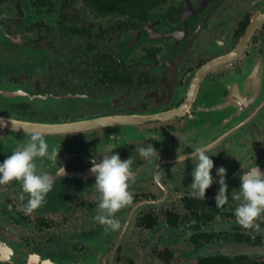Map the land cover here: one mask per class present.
Segmentation results:
<instances>
[{
	"label": "flooded vegetation",
	"instance_id": "af4514ba",
	"mask_svg": "<svg viewBox=\"0 0 264 264\" xmlns=\"http://www.w3.org/2000/svg\"><path fill=\"white\" fill-rule=\"evenodd\" d=\"M0 33L17 50L4 76L16 89H0L13 110L0 116L51 126L0 128V162L39 133L65 168L32 211L19 182L0 184V247L13 252L0 264H264V222L256 232L234 216L244 165L264 171V0L127 10L0 0ZM9 52L0 51V65ZM10 131L13 141L2 136ZM149 144L159 158L146 161L137 146ZM197 147L211 155L213 176L226 169L222 208L218 183L204 200L190 187L194 164L180 158ZM105 152L132 158L134 171L133 202L116 213L121 229L107 232L95 220L100 193L90 172ZM58 165L45 161L53 175Z\"/></svg>",
	"mask_w": 264,
	"mask_h": 264
},
{
	"label": "clouds",
	"instance_id": "9594fccd",
	"mask_svg": "<svg viewBox=\"0 0 264 264\" xmlns=\"http://www.w3.org/2000/svg\"><path fill=\"white\" fill-rule=\"evenodd\" d=\"M137 148L143 160L150 161L153 157H158L157 149L153 144L147 147L137 146ZM103 154L98 162L95 158L92 160L90 169L95 175L94 187L100 193L99 213L95 220L105 226L106 232L117 231L121 229V223L115 218L116 213L133 202V194L129 191V181L134 175L133 160L130 157L122 160L119 152ZM58 155L59 152L55 147L50 149L43 135L32 133L24 144L18 145L11 155L0 162V184L19 182L22 193L28 194L29 197L28 210L37 209L52 191L57 177L65 175V168L57 163ZM210 157L204 147H197L180 159L184 161L190 159L194 164L190 187L199 199H205L206 190L214 183L220 185L219 192L215 196V207L222 208L228 202L226 169L219 167L213 176L214 161ZM45 161L51 162V166L58 165L55 175L46 170ZM239 180V191L234 197L241 201L234 210L236 221L245 229L260 232L261 222H264V171L256 164L252 167L245 164ZM20 198L24 199V196L21 195Z\"/></svg>",
	"mask_w": 264,
	"mask_h": 264
},
{
	"label": "rangeland",
	"instance_id": "374dc122",
	"mask_svg": "<svg viewBox=\"0 0 264 264\" xmlns=\"http://www.w3.org/2000/svg\"><path fill=\"white\" fill-rule=\"evenodd\" d=\"M11 44L9 43V41L3 36L2 33H0V51L4 50L5 47H8L9 49V55L8 58H2L3 63H1L0 65V89L2 90H13L16 89V87L9 81V80H5L4 76L6 77L9 72L14 68L15 62L17 59L16 58V54H17V50H15L12 46H10ZM8 54V53H7ZM1 61V60H0ZM20 99V98H19ZM36 106V105H35ZM38 107V108H37ZM13 109L8 107L7 101L4 98L0 97V114H7L8 112L11 113L10 111H12ZM36 110L38 112V114H40L41 118H47L50 111L49 109H46L45 107H41V106H36ZM17 133H14V131H10L8 133H2V136L4 138H6L8 141H13V138L17 137ZM227 246L226 245H222L221 246V250L226 249ZM154 243H152L151 249L148 248L147 251H149V254L154 253ZM250 252H257V248H247ZM247 249H243V250H247ZM238 249L234 248V247H229V252L233 253L236 252ZM146 254H148L146 252Z\"/></svg>",
	"mask_w": 264,
	"mask_h": 264
},
{
	"label": "trees",
	"instance_id": "16d2710c",
	"mask_svg": "<svg viewBox=\"0 0 264 264\" xmlns=\"http://www.w3.org/2000/svg\"><path fill=\"white\" fill-rule=\"evenodd\" d=\"M93 7L103 10H113L119 8L134 9H153L168 0H88ZM244 257L237 258V261H242Z\"/></svg>",
	"mask_w": 264,
	"mask_h": 264
},
{
	"label": "water",
	"instance_id": "95a60500",
	"mask_svg": "<svg viewBox=\"0 0 264 264\" xmlns=\"http://www.w3.org/2000/svg\"><path fill=\"white\" fill-rule=\"evenodd\" d=\"M49 125H40L26 121H20L0 116V128L8 130H26V131H50ZM62 129V127H59ZM91 172V171H90ZM13 254L10 248L0 247V258L5 256H11Z\"/></svg>",
	"mask_w": 264,
	"mask_h": 264
}]
</instances>
